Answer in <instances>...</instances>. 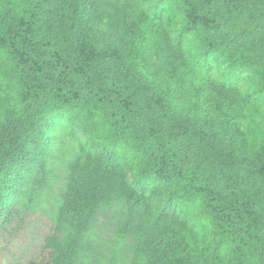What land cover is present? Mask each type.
Masks as SVG:
<instances>
[{
	"label": "trees",
	"instance_id": "1",
	"mask_svg": "<svg viewBox=\"0 0 264 264\" xmlns=\"http://www.w3.org/2000/svg\"><path fill=\"white\" fill-rule=\"evenodd\" d=\"M65 135L66 187L33 264H91L111 204L129 264H264V0H0V264Z\"/></svg>",
	"mask_w": 264,
	"mask_h": 264
},
{
	"label": "rangeland",
	"instance_id": "2",
	"mask_svg": "<svg viewBox=\"0 0 264 264\" xmlns=\"http://www.w3.org/2000/svg\"><path fill=\"white\" fill-rule=\"evenodd\" d=\"M120 67V63H116ZM63 138L45 169V181L38 191L35 207L24 231L6 248L3 264H33L37 259L43 239L55 225L59 205L66 187L67 160L73 150V142ZM41 169L38 165L23 168L20 173L18 193L13 203L22 213ZM124 218L123 208L117 204L101 206L89 228L87 242L91 251L84 256L91 264H129L132 261L135 241L128 237L123 244L117 241V226ZM6 233L0 231V245Z\"/></svg>",
	"mask_w": 264,
	"mask_h": 264
}]
</instances>
